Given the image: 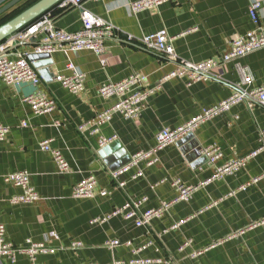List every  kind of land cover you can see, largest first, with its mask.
Masks as SVG:
<instances>
[{
  "label": "crops",
  "instance_id": "crops-1",
  "mask_svg": "<svg viewBox=\"0 0 264 264\" xmlns=\"http://www.w3.org/2000/svg\"><path fill=\"white\" fill-rule=\"evenodd\" d=\"M30 1L17 2L0 20ZM130 1L134 0H86L83 4L116 28V34L104 41V64L92 50L70 49L69 44L29 58L41 77L36 88L56 103L50 113L34 114L21 101V96L34 87L0 82V124L8 129L0 141V222L4 236L16 247L43 242L49 248L46 252L37 250L33 257L18 252L13 262L2 256L0 264H158L154 261L158 258H168L171 264H264V224L250 228L264 217V108L259 104L238 102L159 150L158 161L152 165L139 161L119 176L125 182L122 188L111 176L128 164L133 154L153 147L160 129L182 124L228 97L236 87L250 89L264 84V48L222 64L206 81L187 86L185 78L165 80L148 96L137 119L126 120L115 114L98 133L78 130L79 124L116 102L115 97L99 95L100 84L118 82L139 72L146 77L143 86L153 88L178 65L136 41L128 43L127 36L137 39L165 29L174 37L172 45L180 61L219 58L232 38L255 27L249 10L257 1L258 24L264 31V0H173L135 14L129 8ZM50 12L56 27L67 32L80 29L79 9L52 8ZM9 40L2 42L6 45L4 53L14 58L31 51L39 36L24 42ZM68 63L85 74L83 90L78 93L55 80L59 74H70ZM242 72L251 75L250 84H242ZM99 135H115L116 139L100 146ZM43 140L62 153L69 171H59L50 153L39 149ZM210 143L219 147L218 163L262 148L244 167L211 181L187 201L170 204L160 217L145 225L138 226L133 218L122 215L94 220L127 200L142 197L146 201L138 212L157 208L177 195L172 185L175 179L197 184L209 178L213 166L202 148ZM17 171L28 173L29 184L39 196L36 201L10 202L21 189L5 182L4 176ZM137 172L140 174L135 175ZM90 175L97 180L94 194L74 198L73 186ZM102 189L110 193L101 195ZM175 224L177 227L170 228ZM111 239L120 243L108 247L105 242ZM185 241L190 242L180 249ZM74 242L81 246L72 248ZM145 259L152 261H136Z\"/></svg>",
  "mask_w": 264,
  "mask_h": 264
},
{
  "label": "built area",
  "instance_id": "built-area-1",
  "mask_svg": "<svg viewBox=\"0 0 264 264\" xmlns=\"http://www.w3.org/2000/svg\"><path fill=\"white\" fill-rule=\"evenodd\" d=\"M86 0H62L56 8L59 11L69 9H79L81 27L74 32H67L56 27L52 21L51 13L47 12L30 23L28 26L16 32L12 37L8 38L13 41H31L37 35L40 36L37 44L31 51L19 53L14 58H9L4 53L6 45L0 43V82L6 84L29 85L34 87L31 92L24 93L21 96V101L27 103L34 114H47L56 108L55 101L46 93L38 90L36 86L39 84L41 77L32 67L30 60L27 59L30 54H50L58 48H62L64 44H69L70 49H90L100 59L101 64L105 63L104 59V41L116 34V28L101 17L95 15L91 11L84 8L83 4ZM173 0H134L130 1L129 8L133 14L142 10L154 8L160 4ZM260 7V2H254L250 6V17L253 20L255 27L243 35H237L230 41L229 47L219 58H208L196 63L183 62L177 58L172 45L174 37L168 35L165 29H160L154 33L143 35L140 38L127 36L125 40L128 43L137 42L142 47L148 50H154L164 54L170 61H177L178 65L167 72L158 81V84L153 88H145L143 82L146 77L139 72H133L127 77L114 83H102L98 86V93L104 98L115 97L116 102L110 107L97 111L95 115L88 121L78 125L80 132L89 131L98 133L101 125L108 123L113 115L118 114L122 118L137 119L140 117L143 109L146 106L148 96L160 87V84L172 77L186 79V85L198 81H206L214 77V70L222 64L233 59L242 57L247 53L264 48V31L260 28L257 17V10ZM50 13V14H49ZM67 69L70 74H59L55 76V80L72 93H78L83 90L85 74L78 70L73 64L68 63ZM252 77L250 74L242 72L241 82L248 85L251 83ZM238 102H246L248 104L257 103L264 108V84L252 88L236 87L235 90L225 99L216 103L213 106L202 109V111L194 117L188 119L176 127H164L158 131L155 136V144L147 151H138L130 157L128 164L111 173L115 185L122 188L125 184L123 180H119V176L135 166L139 161H146L148 165L158 161L157 152L165 146L178 142L182 137L192 133L200 124L209 121L212 117L223 111H228L232 105ZM21 124L26 126V122ZM8 132L7 127L0 124V141L5 139ZM116 136L104 137L99 135L98 144L100 146L107 145L113 142ZM261 146L253 151H250L240 157L232 160L218 163L221 157L219 147L216 143H210L202 148V153L207 157L210 165L213 166L212 174L209 178L198 182L197 184H185L182 181L175 179L172 185L176 188L177 195L170 201H162L157 208H148L138 212V209L144 201L145 197L138 200H127L123 205L114 207L108 215L94 219L107 220L112 216L122 215L125 218H133L136 225H145L153 218L160 217L164 209L177 201H187L194 192L201 187L208 185L215 179H220L225 175L231 174L234 171L244 167L249 159L254 157L260 150ZM39 149L49 152L52 156L56 167L61 172L69 171L70 167L62 153L51 147L48 140L39 142ZM137 172L135 175H139ZM4 181L19 187L21 192L12 195L9 200L11 203H30L36 201L39 196L34 188L29 184V176L25 171H17L4 176ZM97 184L95 176L90 175L77 182L72 189L74 198H87L94 194V188ZM101 195H107L110 191L102 189L99 192ZM232 193V192H231ZM230 193V194H231ZM264 224V217L253 222L250 228ZM177 227V224L170 228ZM5 228L0 222V257H6L11 262L15 260L18 252H27L30 257H33L37 250L48 251L49 248L43 242L31 243L28 248L16 247L11 242L5 239ZM190 241H185L181 248L188 245ZM120 242L117 239L106 241L108 247H114ZM81 246L80 242L72 243V248ZM51 250V249H50ZM201 251L193 253L200 254ZM137 262H150L151 259L136 260ZM158 264H171L168 258L154 259ZM38 264V263H34ZM77 264H98L96 262H80ZM116 264V263H115Z\"/></svg>",
  "mask_w": 264,
  "mask_h": 264
},
{
  "label": "water",
  "instance_id": "water-1",
  "mask_svg": "<svg viewBox=\"0 0 264 264\" xmlns=\"http://www.w3.org/2000/svg\"><path fill=\"white\" fill-rule=\"evenodd\" d=\"M0 0V16L21 0ZM62 0H36L8 20L0 24V43L12 37L16 32L28 26L37 18L56 7ZM6 2V3H5ZM16 43V42H15ZM16 46V45H14ZM42 55V54H39ZM38 56L30 54L29 58Z\"/></svg>",
  "mask_w": 264,
  "mask_h": 264
},
{
  "label": "rangeland",
  "instance_id": "rangeland-1",
  "mask_svg": "<svg viewBox=\"0 0 264 264\" xmlns=\"http://www.w3.org/2000/svg\"><path fill=\"white\" fill-rule=\"evenodd\" d=\"M33 1H35V0H31V1H30V2H28L26 5H24V6H22V7H19V8H17L15 11L11 12L10 14H11V15H13V14H15V13L19 12L21 9H23V8H24V7H26V6H28V5H29V4H31ZM57 10L59 11V9H58V8H57ZM50 13H51V12H50ZM50 13H49V14H50ZM10 14H8V15H9V17L11 16ZM9 17H7V18L5 17V20H6V19H8ZM5 20H4V21H5ZM9 41H10V40H9ZM7 42H8V41H7ZM4 43H5V42H4ZM4 43H3V44H4ZM5 51H6V50H5ZM204 147H205V146H204ZM229 160H232V159H229ZM229 160H227V161H229ZM231 192H233V191H231ZM180 249H182V248L180 247Z\"/></svg>",
  "mask_w": 264,
  "mask_h": 264
},
{
  "label": "trees",
  "instance_id": "trees-1",
  "mask_svg": "<svg viewBox=\"0 0 264 264\" xmlns=\"http://www.w3.org/2000/svg\"><path fill=\"white\" fill-rule=\"evenodd\" d=\"M33 2H34V1H33ZM24 8H25V7H24ZM24 8H23V9H24ZM54 8H56V7H54ZM23 9H21V10H23ZM21 10H20V11H21ZM51 10H52V9H51ZM48 12H50V10H49ZM17 13H18V12H17ZM17 13H15V14H17ZM15 14H13V15L10 14V15H11L10 17H9V15H6L5 17H6V18H7V17L11 18V17L14 16ZM5 17L2 18V19L0 20V24L4 22ZM9 18H8V19H9ZM8 19H6V20H8ZM6 20H5V21H6ZM39 39H40V36H39ZM35 41H36V40H35ZM37 42H38V40L36 41L35 44H37ZM35 44H34V45H35ZM27 59L29 60V57H27ZM29 62H31V61H29ZM31 65H32V64H31ZM32 67H33V66H32ZM113 182H114V184L116 183L115 180H113ZM176 192H177V191H176ZM83 262H92V261H83ZM79 263H80V262H79ZM96 263H97V262H96ZM116 263H117V262H116ZM98 264H99V263H98Z\"/></svg>",
  "mask_w": 264,
  "mask_h": 264
}]
</instances>
